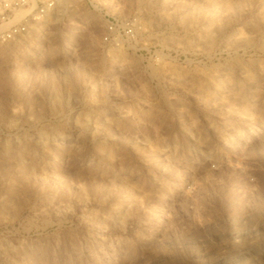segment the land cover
Returning <instances> with one entry per match:
<instances>
[{"label":"rangeland","instance_id":"obj_1","mask_svg":"<svg viewBox=\"0 0 264 264\" xmlns=\"http://www.w3.org/2000/svg\"><path fill=\"white\" fill-rule=\"evenodd\" d=\"M0 264H264V0H56L0 43Z\"/></svg>","mask_w":264,"mask_h":264},{"label":"built area","instance_id":"obj_2","mask_svg":"<svg viewBox=\"0 0 264 264\" xmlns=\"http://www.w3.org/2000/svg\"><path fill=\"white\" fill-rule=\"evenodd\" d=\"M56 0H0V43L18 40L31 32L32 25L44 21L52 12ZM133 34V26L129 23L119 25L110 22L106 28L103 41L110 43L119 32Z\"/></svg>","mask_w":264,"mask_h":264},{"label":"bare ground","instance_id":"obj_3","mask_svg":"<svg viewBox=\"0 0 264 264\" xmlns=\"http://www.w3.org/2000/svg\"><path fill=\"white\" fill-rule=\"evenodd\" d=\"M12 42V41H11Z\"/></svg>","mask_w":264,"mask_h":264}]
</instances>
